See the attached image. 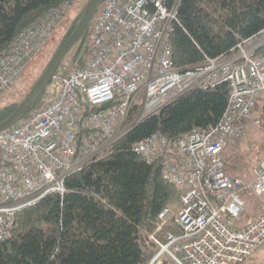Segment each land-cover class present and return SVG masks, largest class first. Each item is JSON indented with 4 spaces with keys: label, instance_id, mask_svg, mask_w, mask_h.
I'll use <instances>...</instances> for the list:
<instances>
[{
    "label": "built area",
    "instance_id": "obj_1",
    "mask_svg": "<svg viewBox=\"0 0 264 264\" xmlns=\"http://www.w3.org/2000/svg\"><path fill=\"white\" fill-rule=\"evenodd\" d=\"M179 1L105 0L86 36L85 65L66 73L58 68L44 90L45 107L0 132V243L10 239L20 210L51 193L63 195L67 176L144 119L194 88L226 85L227 106L216 125L177 139L157 131L132 147L145 163L160 166L177 193L178 209H163L148 236L155 250L148 264H245L264 247V214L241 222L243 198L264 196V155L249 182L227 174L224 160L260 124L264 27L237 44L234 56L181 71L170 44ZM75 3L48 10L0 52V98Z\"/></svg>",
    "mask_w": 264,
    "mask_h": 264
},
{
    "label": "trees",
    "instance_id": "obj_2",
    "mask_svg": "<svg viewBox=\"0 0 264 264\" xmlns=\"http://www.w3.org/2000/svg\"><path fill=\"white\" fill-rule=\"evenodd\" d=\"M64 1L0 0V52L19 32ZM91 1L80 10L57 50L71 37ZM177 19L170 36L173 63L186 71L203 65L206 58L234 56L237 44L264 27V0H180ZM89 27L68 53L74 50V67H83L87 61ZM46 67L19 101L0 106V124L35 88ZM228 96L226 85L186 92L157 116L133 127L81 171L71 173L65 179L63 195L51 193L20 210L10 239L0 243V264H148L155 255L148 236L159 213L177 201V193L163 179L160 166L145 163L132 147L157 131L177 139L193 128L216 125L225 112ZM45 104L43 94L27 108L23 118L42 110ZM259 120V126L252 128L259 138L248 141L245 153L239 146L225 153L226 172L233 178L247 176L238 173L243 172L238 168L242 161L252 172L263 158L264 100L259 103ZM230 160L235 163L231 165ZM245 213L241 219L249 218Z\"/></svg>",
    "mask_w": 264,
    "mask_h": 264
},
{
    "label": "rangeland",
    "instance_id": "obj_3",
    "mask_svg": "<svg viewBox=\"0 0 264 264\" xmlns=\"http://www.w3.org/2000/svg\"><path fill=\"white\" fill-rule=\"evenodd\" d=\"M89 0H76L75 5L73 6L72 10L69 12L65 20L62 22L58 30L54 31L50 39L48 40V44L44 46L43 51L34 58L29 65L27 66L24 75L19 79V81L16 83L14 88L6 95H4L2 98H0V106L7 104L9 102L19 101L20 96L28 92L31 85L40 77L42 71L45 69V67L48 65L49 61L51 60L52 55L57 50L58 46L60 45L61 41L69 31L70 27L76 21L80 10L84 7V5ZM74 53V50L68 54L65 59L63 60V63L59 67L60 72H68V69H71L75 66V64L72 62V55ZM45 100V99H44ZM253 139H258L259 134L258 131L250 129L248 134L243 138V140L237 145L240 148H245L242 150V153H245L247 146L246 144L248 141ZM248 149V148H247ZM247 151V150H246ZM229 150V154H230ZM240 153V151H237L236 154ZM232 155V153H231ZM232 160V159H231ZM230 160V164L233 165L234 163ZM245 162V161H244ZM242 161V164L238 165V168L242 169L243 172H238L240 175H247L251 177V172L246 167V163ZM245 171V172H244ZM245 202V209L244 212L245 216L253 217L258 216L261 214H264V196L261 198L257 197H244ZM171 208L173 211H176L178 209V203L177 201L174 204H171ZM256 258L258 260V264H264V247H261L256 252Z\"/></svg>",
    "mask_w": 264,
    "mask_h": 264
},
{
    "label": "water",
    "instance_id": "obj_4",
    "mask_svg": "<svg viewBox=\"0 0 264 264\" xmlns=\"http://www.w3.org/2000/svg\"><path fill=\"white\" fill-rule=\"evenodd\" d=\"M105 0H92L78 22L75 31L71 37L65 41L54 54V56L49 61L43 76L37 82L35 88L30 92V94L18 105L11 116L0 124V132L8 130L15 126L24 117L27 108L40 98L50 83L53 75L55 74L58 67L61 65L64 58L68 55L70 50L75 46V44L80 40L85 31L87 30L92 16L95 10L104 2Z\"/></svg>",
    "mask_w": 264,
    "mask_h": 264
},
{
    "label": "crops",
    "instance_id": "obj_5",
    "mask_svg": "<svg viewBox=\"0 0 264 264\" xmlns=\"http://www.w3.org/2000/svg\"><path fill=\"white\" fill-rule=\"evenodd\" d=\"M224 157H225V156H224ZM240 179H243L244 181L249 182V181L252 180V176H251V177H249V176H243V177H241ZM256 216H257V215H256ZM256 216L250 217V218H248V219L255 218ZM248 219H241V222H246ZM256 252H257V251H256ZM256 252H255L254 255L252 256V258L249 259L245 264H258V263H259L258 260H257V258H256V254H257Z\"/></svg>",
    "mask_w": 264,
    "mask_h": 264
},
{
    "label": "bare ground",
    "instance_id": "obj_6",
    "mask_svg": "<svg viewBox=\"0 0 264 264\" xmlns=\"http://www.w3.org/2000/svg\"><path fill=\"white\" fill-rule=\"evenodd\" d=\"M247 39V38H246ZM68 177V176H67Z\"/></svg>",
    "mask_w": 264,
    "mask_h": 264
}]
</instances>
